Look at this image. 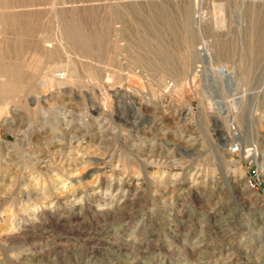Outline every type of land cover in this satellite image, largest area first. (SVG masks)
Wrapping results in <instances>:
<instances>
[{"label":"rangeland","instance_id":"374dc122","mask_svg":"<svg viewBox=\"0 0 264 264\" xmlns=\"http://www.w3.org/2000/svg\"><path fill=\"white\" fill-rule=\"evenodd\" d=\"M15 1L55 53L7 55L35 84L0 96V264H264V0Z\"/></svg>","mask_w":264,"mask_h":264},{"label":"bare ground","instance_id":"6f19581e","mask_svg":"<svg viewBox=\"0 0 264 264\" xmlns=\"http://www.w3.org/2000/svg\"><path fill=\"white\" fill-rule=\"evenodd\" d=\"M13 1V0H12ZM17 1V0H16ZM15 1V2H16ZM28 1V0H27ZM56 1V0H55ZM66 1V0H65ZM71 1H73V0H71ZM117 1V0H116ZM121 1V0H120ZM131 1V0H130ZM133 1V0H132ZM149 1V0H148ZM172 1V0H171ZM175 1H178V2H186V1H188V0H175ZM11 0H0V8H6V7H8V8H10V7H12V6H8V5H10L11 3ZM18 2V1H17ZM17 2L15 3L16 5H18V6H20L19 5V3L17 4ZM20 2V1H19ZM23 2V1H22ZM35 2V1H34ZM37 2V1H36ZM51 2H53V1H51ZM57 2H58V0H57ZM56 2V4H58ZM119 1H117L116 3H118ZM123 2V1H122ZM126 2V1H125ZM191 2V1H190ZM189 2V3H190ZM14 3V2H13ZM21 3V2H20ZM54 3V2H53ZM71 3V2H70ZM130 3V2H129ZM129 3H127V4H129ZM149 3V2H148ZM15 4H13V5H15ZM71 4H73V3H71ZM81 4V3H80ZM134 4V3H133ZM133 4H131V5H133ZM21 5H22V7H23V3H21ZM29 5H32V4H30L29 3ZM52 5V4H51ZM75 5V4H74ZM136 5V4H135ZM158 5V4H157ZM17 6V7H18ZM34 6V5H33ZM32 6V7H33ZM56 6V5H55ZM60 6V5H59ZM67 6V5H66ZM72 6V5H71ZM130 6V5H129ZM154 6V5H153ZM182 6V5H181ZM14 7V6H13ZM11 8V9H14L15 10V12H0V76L1 77H3V81H2V83L0 84V96L1 97H4V98H18L22 93H24V92H26L27 90L29 91V90H31L32 88V86L35 84H32V86H31V79L30 80H25V79H23L24 77V75L27 73V72H29V71H27L26 69H23V64H21V63H17V62H19L20 61V59H19V54L21 53V49L23 48V44L25 43L24 42V40H25V38L27 39V36H29V37H31L32 38V40H33V43H35L34 45H37L38 46V48H40L39 46H42V48H43V50H44V52H46L47 54L48 53H52V55L55 53L54 52V50L55 49H53V47H52V49L53 50H50V48H51V44L49 45V44H45V43H47V42H43L42 40H39V38H37V36H36V31H35V29H34V27H32L30 24H27V18L29 17V15L28 14H20L19 12L18 13H16V11L18 10V9H20V8H17V9H15V7L14 8ZM54 7V6H53ZM63 7V6H62ZM67 7H70V6H67ZM135 7H138V6H135ZM159 7V6H158ZM163 7V6H162ZM30 8H31V6H30ZM59 8V7H58ZM71 8V7H70ZM116 8V7H115ZM151 8H153V7H151ZM150 8V9H151ZM181 8V7H180ZM179 8V9H180ZM186 8V7H185ZM27 10V8H23L22 10ZM29 9V8H28ZM117 9V8H116ZM122 9V8H121ZM128 9H131V8H128ZM161 9V8H160ZM167 9V8H166ZM173 9V8H172ZM171 9V10H172ZM182 10H183V13L184 14H186V11H185V9L184 8H181ZM1 10V9H0ZM24 10V11H25ZM66 10V9H65ZM137 9H135V12H137L136 11ZM170 10V9H169ZM2 11V10H1ZM19 11V10H18ZM24 11H23V13H24ZM29 11H30V9H29ZM50 11H52V10H50ZM49 11V12H50ZM62 11H64V10H62ZM84 11V10H83ZM147 11V10H146ZM167 11H168V9H167ZM26 12V11H25ZM38 12V11H37ZM41 12V11H40ZM69 12V11H68ZM72 12V11H71ZM70 12V13H71ZM76 12V11H75ZM121 12V11H120ZM174 12V11H173ZM178 12V11H177ZM176 12V13H177ZM27 13H28V11H27ZM34 13V12H33ZM43 13V12H42ZM63 13H65V11L63 12ZM139 13H140V11H139ZM149 13V12H148ZM164 13V12H163ZM166 13V12H165ZM171 13V12H170ZM188 13V12H187ZM82 14H84V13H82ZM129 14V13H128ZM135 14V13H134ZM45 15H46V13H45ZM136 15V14H135ZM137 15H139V14H137ZM172 15V14H171ZM48 16V15H47ZM46 16V17H47ZM70 16H72V15H70ZM128 16V15H127ZM150 16V15H149ZM174 16V15H173ZM176 16V15H175ZM180 16V15H179ZM43 18L45 17L44 15L42 16ZM74 17V16H73ZM72 17V18H73ZM124 17H125V15H124ZM137 17V16H136ZM190 17V16H189ZM188 16H187V14L185 15V22H184V29H185V32H186V34H187V37H188V39L187 38H185V40L187 39V40H189L188 41V45H187V51H186V46H185V51H186V56H183V57H181V62H186V60L187 59H189L190 58V56L192 55V52H193V50H192V46H193V39H192V34H193V30H192V28H191V25H190V18H189ZM62 18V21L65 19V21H64V28H63V31H58V32H62V35H63V37H64V39H66V40H68L69 42H71L74 46H75V48L77 49V51H78V53L79 54H85V55H93V54H95L94 53V49H93V44L91 43V42H94L95 40H93L92 41V36H91V32L90 31H87L85 28H84V26H83V24L82 23H80V22H78V21H72V20H66L67 19V17H66V14H65V16H63V17H61ZM127 18V17H126ZM125 18V19H126ZM146 18V17H145ZM178 18V17H177ZM42 19V18H41ZM45 19V18H44ZM47 19H49V18H47ZM58 19V18H57ZM71 19V18H70ZM124 19V20H125ZM132 19V18H131ZM139 19H141V17L140 18H138L137 17V20H139ZM151 20L147 23L148 25H147V31H148V34L151 36V37H154V36H162V34H163V31L164 30H160L159 28H157L155 25H154V21H159V22H163V24L162 25H168L169 27L170 26H172V22H173V20H172V18H170V17H165L164 16V14H162L161 12H159V11H157V12H154V14L151 16V18H150ZM34 20H35V18H34ZM37 20V19H36ZM35 20V21H36ZM46 20V19H45ZM45 20H43V21H45ZM56 20V19H55ZM128 20V19H127ZM130 20V19H129ZM149 20V19H148ZM146 21V20H145ZM56 22H57V20H56ZM137 22V21H136ZM38 23V22H37ZM44 23V22H43ZM48 23V22H47ZM178 23V22H177ZM181 23H183V22H181ZM215 23V22H214ZM45 24V23H44ZM144 24H146V23H144ZM157 24V23H156ZM241 24V23H240ZM103 25V24H102ZM37 26V25H36ZM58 26V25H57ZM96 26V25H95ZM106 26V25H105ZM129 26V25H128ZM182 26H183V24H182ZM39 27V26H38ZM59 27H60V25H59ZM63 27V26H62ZM108 27V26H107ZM110 27V26H109ZM112 27V26H111ZM36 28V27H35ZM105 28V27H104ZM128 28V27H127ZM37 29V28H36ZM49 29V28H48ZM56 29V28H55ZM61 29V28H60ZM91 29V28H90ZM89 29V30H90ZM109 29V28H108ZM130 29V28H129ZM133 29V28H132ZM132 29H130V30H132ZM145 29V28H144ZM62 30V29H61ZM98 30V29H97ZM101 30V29H100ZM124 30V29H123ZM40 31V30H39ZM106 31H107V29H106ZM125 31V30H124ZM197 31V30H196ZM41 32V31H40ZM49 32V31H48ZM103 32V31H102ZM129 32V31H128ZM100 33H101V31H100ZM99 33V34H100ZM110 33V32H109ZM133 33V32H132ZM9 34H14L15 35V37L16 38H14L15 40H10L9 39ZM39 33H37V35H38ZM98 34V35H99ZM105 34V33H104ZM111 34H113V33H111ZM126 34H128V33H126ZM179 34V33H178ZM40 35V34H39ZM103 35V34H102ZM106 35V34H105ZM135 35V34H134ZM184 35V34H183ZM90 36H91V38H90ZM113 36V35H112ZM125 36V35H124ZM149 36V37H150ZM179 36H181V33H180V35ZM108 37V36H107ZM110 37V36H109ZM108 37V38H109ZM129 37V36H128ZM144 37V36H143ZM150 37V39H152ZM166 37V36H165ZM168 37H169V35H168ZM182 37V36H181ZM183 37H185V36H183ZM11 38V37H10ZM116 38V37H115ZM133 38V37H132ZM140 38V37H139ZM94 39V38H93ZM107 39V38H106ZM111 39V38H110ZM129 39H130V37H129ZM157 39V38H156ZM160 39V38H159ZM167 39V38H166ZM171 39V38H170ZM181 39V38H180ZM100 40H104V38L103 39H100ZM184 40V39H183ZM39 41L40 42H42L41 44L39 43ZM107 41V40H106ZM140 40H138L137 41V43L139 42ZM27 42V41H26ZM120 42V41H119ZM150 42V41H149ZM185 41H183V43H184ZM187 42V41H186ZM29 43H30V41H29ZM32 43V44H33ZM97 43V42H96ZM105 43H107V42H105ZM113 43H115V40H114V42ZM118 42H116L115 43V45L117 44ZM132 43H133V41H132ZM135 43V45H136V41L134 42ZM141 43H143V42H141ZM140 43V44H141ZM182 43V42H181ZM26 44V43H25ZM24 44V45H25ZM63 44V43H62ZM95 44V43H94ZM103 44V43H102ZM139 44V45H140ZM151 44V43H150ZM155 44V43H154ZM170 44V43H169ZM52 45H53V43H52ZM57 45V44H56ZM72 45V46H73ZM104 45V44H103ZM107 45V44H106ZM108 45H110V44H108ZM114 45V46H115ZM118 45V44H117ZM192 45V46H191ZM30 46V45H29ZM28 46V47H29ZM62 46V45H61ZM60 46V47H61ZM127 46V45H126ZM142 46V45H141ZM156 46V45H155ZM27 47V48H28ZM59 47V46H58ZM110 47V46H109ZM147 47H148V44H147ZM152 47V49H153V46H151ZM33 48V47H32ZM31 48V49H32ZM35 48V47H34ZM38 48L36 49V50H38ZM63 48V47H62ZM65 48V47H64ZM105 48V47H104ZM103 48V49H104ZM115 48H116V46H115ZM119 48V47H118ZM118 48H116V49H118ZM134 48V47H133ZM146 48V47H145ZM150 48V47H149ZM60 49V48H59ZM106 49V48H105ZM147 49V48H146ZM182 49H183V47H182ZM222 49H223V46L221 47V51H222ZM29 50V49H28ZM33 50H35V49H33ZM40 50H42V49H40ZM63 50H65V49H63ZM62 50V51H63ZM111 50V49H110ZM130 50V49H129ZM148 50V49H147ZM155 50V49H154ZM177 50V49H176ZM31 51V50H30ZM57 51V50H56ZM112 52L114 51L113 49L111 50ZM143 51V50H142ZM159 51V50H158ZM35 52V51H34ZM38 52V51H37ZM43 52V53H44ZM54 52V53H53ZM60 52V51H59ZM65 52V51H64ZM63 52V53H64ZM75 52V51H74ZM112 52H111V54H112ZM150 52V51H149ZM151 52H154V51H151ZM157 52V51H156ZM164 52H165V50H164ZM201 52H204V54H202L201 53V56H207V54L205 53L206 51H204V50H201ZM227 52V50L225 51V53ZM16 54L18 57H17V59L19 60H16L17 62H11V61H9L8 60V58H7V55H9V54ZM36 53V52H35ZM42 53V52H41ZM42 53V54H43ZM96 53H98V52H96ZM148 53V52H147ZM161 53V52H160ZM181 53H183V51L181 52ZM180 53V54H181ZM188 53V54H187ZM228 53V52H227ZM239 53H241V52H239ZM36 54H38V53H36ZM40 54V53H39ZM45 54V53H44ZM76 54V53H75ZM100 54V53H99ZM98 54V55H99ZM113 54H114V52H113ZM162 54V53H161ZM51 55V54H50ZM58 55V54H57ZM57 55H55V56H57ZM65 55V54H64ZM67 55H68V52H67ZM129 55V54H128ZM156 55V54H155ZM183 55V54H182ZM240 55V54H239ZM10 56V55H9ZM12 56V55H11ZM11 56H10V58H11ZM24 56H25V54H24ZM43 56V55H42ZM69 56H71V54H69ZM96 56V55H95ZM94 56V57H95ZM138 56H140V54H138ZM158 56V55H157ZM189 56V57H188ZM47 57V59H48V56H46ZM49 57H51V56H49ZM76 57H77V55H76ZM101 57V56H100ZM99 57V58H100ZM144 57H147V56H144ZM162 57H163V55H162ZM37 58H38V56H37ZM43 58V57H42ZM41 57H40V60L42 59ZM54 58V57H53ZM57 58V57H56ZM64 58V57H63ZM68 58V57H67ZM99 58H97L98 60H99ZM102 58V57H101ZM109 58V57H108ZM164 58V57H163ZM13 59V58H12ZM11 59V60H12ZM36 58H34V60H35ZM44 59H45V57H44ZM43 59V60H44ZM51 59V58H50ZM88 59V58H87ZM90 59V58H89ZM166 59H168L167 57H166ZM219 59V58H218ZM39 60V61H40ZM57 60V59H56ZM96 60V59H95ZM95 60H94V62H95ZM101 60V59H100ZM142 60H144L143 58H142ZM191 60V59H190ZM22 61V60H21ZM20 61V62H21ZM25 61V60H24ZM23 61V62H24ZM27 61V60H26ZM38 61V62H39ZM50 61V60H49ZM69 61H70V59H69ZM89 61H91V59L89 60ZM97 61V60H96ZM140 61V60H139ZM165 61H167V60H165ZM169 61V60H168ZM176 61V60H175ZM22 62V63H23ZM34 62V61H33ZM37 62V61H36ZM151 62V61H150ZM164 62V61H163ZM162 62V63H163ZM40 63H42V62H40ZM40 63L37 65V63H36V65L39 67V65H40ZM60 63V62H59ZM89 63V62H88ZM93 63V62H92ZM97 63V62H96ZM101 63V62H100ZM109 63V62H108ZM148 63V62H147ZM170 63V62H169ZM175 63V62H174ZM33 64V63H32ZM61 64V63H60ZM67 64V63H66ZM85 64V63H84ZM94 64V63H93ZM110 65H111V63H109ZM171 64V63H170ZM31 65V64H30ZM91 65V64H90ZM148 65V64H147ZM151 65V64H150ZM163 65V64H162ZM173 65V64H172ZM182 65V64H181ZM32 66V65H31ZM45 66V65H44ZM49 66H50V63H49ZM68 66V65H67ZM66 66V67H67ZM80 66V65H79ZM98 66V65H97ZM104 66V65H103ZM109 66V65H108ZM114 67L113 68H115V64L113 65ZM118 66V65H117ZM156 66V65H155ZM180 66V65H179ZM241 66V65H240ZM86 67H88V64L86 65ZM95 67V66H94ZM99 67V66H98ZM111 68H112V66H110ZM181 67H183V65L181 66ZM188 67V66H187ZM28 68V67H27ZM31 68V67H30ZM40 68V67H39ZM49 68V67H48ZM161 68V67H160ZM183 68H185V67H183ZM182 68V69H183ZM234 68H236V67H234ZM33 69V68H32ZM35 69V68H34ZM41 69H43L42 67H41ZM86 69V68H85ZM91 69V68H90ZM115 69H117V68H115ZM176 69V68H175ZM22 70H23V72H24V70H26L25 72V74L22 72ZM119 70V69H118ZM184 70V69H183ZM186 70V69H185ZM184 70V71H185ZM232 70V69H231ZM44 71H46V70H44ZM90 71V70H89ZM174 71V70H173ZM178 71V70H177ZM236 71V70H235ZM87 72H88V70H87ZM164 72V71H163ZM171 72V71H170ZM33 73V72H32ZM31 73V74H32ZM30 74V73H29ZM43 74V73H42ZM234 74V73H233ZM90 76H91V74H89ZM179 75V74H178ZM177 75V76H178ZM31 76V75H30ZM29 76V77H30ZM33 76H35L34 74H33ZM28 77V78H29ZM36 77V76H35ZM88 77V76H87ZM180 77V76H179ZM46 78H47V80L49 81V83L51 82L52 83V80L50 79V78H48V74H46ZM89 78V77H88ZM183 78V77H182ZM91 79V78H90ZM180 79V78H179ZM33 80V79H32ZM34 81V80H33ZM51 83L49 84V85H51ZM27 91V92H28ZM249 95V94H248ZM23 96V95H22ZM24 97V96H23ZM240 97V96H239ZM25 98V97H24ZM238 98V97H237ZM27 99V98H26ZM221 102V101H220ZM95 160V159H94Z\"/></svg>","mask_w":264,"mask_h":264},{"label":"built area","instance_id":"2783aa9c","mask_svg":"<svg viewBox=\"0 0 264 264\" xmlns=\"http://www.w3.org/2000/svg\"><path fill=\"white\" fill-rule=\"evenodd\" d=\"M57 76H58V78H63V77H64V74L59 73ZM238 150H239V149H238L237 146L231 148V151H232L233 153H237ZM255 174H256V173H255Z\"/></svg>","mask_w":264,"mask_h":264}]
</instances>
